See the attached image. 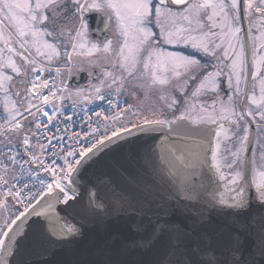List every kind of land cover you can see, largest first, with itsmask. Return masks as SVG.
<instances>
[{
  "label": "snow or ice",
  "instance_id": "1",
  "mask_svg": "<svg viewBox=\"0 0 264 264\" xmlns=\"http://www.w3.org/2000/svg\"><path fill=\"white\" fill-rule=\"evenodd\" d=\"M139 141L147 182L101 196ZM41 218L49 252L99 228L75 264H264V0H0V264Z\"/></svg>",
  "mask_w": 264,
  "mask_h": 264
},
{
  "label": "water",
  "instance_id": "2",
  "mask_svg": "<svg viewBox=\"0 0 264 264\" xmlns=\"http://www.w3.org/2000/svg\"><path fill=\"white\" fill-rule=\"evenodd\" d=\"M143 143L144 141H139L131 145L114 146L111 152L107 155L102 154L99 162L89 169L87 173L88 180L97 185L101 196H110L112 185L125 189L132 196L138 194L137 185L130 183L128 177L129 175L136 177L137 181L141 183L148 180L139 162L134 158ZM109 181H111V184ZM63 207V205H57V210L60 211ZM118 213L119 210H116V213H114L115 218L109 221L105 235L111 236L120 233L129 236L132 234L130 225L136 217L127 214L120 215ZM61 214L63 215L64 213L62 212ZM68 214L74 215L71 209L68 210ZM174 219L181 225L187 223L179 213L176 214ZM217 223H220V221L217 220ZM42 224L43 220L41 218L39 224L33 225V240L36 241L33 259L36 261V264H75L76 260L82 258V253L87 247L88 241L95 240L100 235L99 228L93 226L87 230L88 235L84 241L61 245L49 252L48 245L43 241L41 236Z\"/></svg>",
  "mask_w": 264,
  "mask_h": 264
},
{
  "label": "rangeland",
  "instance_id": "3",
  "mask_svg": "<svg viewBox=\"0 0 264 264\" xmlns=\"http://www.w3.org/2000/svg\"><path fill=\"white\" fill-rule=\"evenodd\" d=\"M128 100H129L131 103H135V102H136V101H134L131 97H129Z\"/></svg>",
  "mask_w": 264,
  "mask_h": 264
},
{
  "label": "built area",
  "instance_id": "4",
  "mask_svg": "<svg viewBox=\"0 0 264 264\" xmlns=\"http://www.w3.org/2000/svg\"><path fill=\"white\" fill-rule=\"evenodd\" d=\"M98 103H100V102H98ZM89 107H95V106H89ZM105 107H106V105H105ZM98 110V109H97ZM77 130H79V129H77Z\"/></svg>",
  "mask_w": 264,
  "mask_h": 264
}]
</instances>
